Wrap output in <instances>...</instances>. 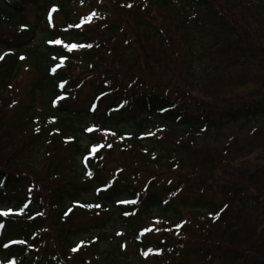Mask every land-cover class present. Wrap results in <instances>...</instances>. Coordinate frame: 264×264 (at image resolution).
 Instances as JSON below:
<instances>
[{"label": "trees", "instance_id": "trees-1", "mask_svg": "<svg viewBox=\"0 0 264 264\" xmlns=\"http://www.w3.org/2000/svg\"><path fill=\"white\" fill-rule=\"evenodd\" d=\"M0 57V264H264V0H0Z\"/></svg>", "mask_w": 264, "mask_h": 264}, {"label": "rangeland", "instance_id": "rangeland-1", "mask_svg": "<svg viewBox=\"0 0 264 264\" xmlns=\"http://www.w3.org/2000/svg\"><path fill=\"white\" fill-rule=\"evenodd\" d=\"M28 20H32V16H29L28 17ZM51 22L55 25H58L60 24L61 22V18L60 16H58L57 14H55L54 16H52V20ZM46 23H44L45 25ZM44 27V26H43ZM42 32V31H41ZM41 32L39 33L38 37H41ZM30 61L29 60H24L23 63H22V69H21V72L18 76V78L16 79L15 83H14V88H12L11 90V93H13L15 95V98H19L20 100L24 97V94H25V91H26V87L32 77V75L30 74V65H29ZM263 78H264V74H263ZM178 174V173H177ZM170 175V174H168ZM166 175V176H168ZM149 175L147 174H141V180H147ZM164 177L166 180H167V177ZM137 178V176H136ZM173 178V177H172ZM174 179V178H173ZM175 179H177L175 177ZM166 183V181L164 182ZM167 184V183H166ZM0 213H7L6 211H1ZM8 214V213H7ZM6 214V215H7ZM14 215H16V213H14ZM48 230L49 229H46L45 234H48ZM50 233H51V230H50ZM84 236L82 237H79L75 240L74 242V245H75V248L73 250H71L68 255L72 256L73 253H76L79 248L82 246V248L79 250V252L76 254V258L72 259V261L74 262V264H81V263H84V260L86 261V255H85V249H86V246L83 247V244L85 241L84 240ZM83 241V242H82ZM49 243V244H48ZM47 247V249L50 250V253H54L55 249H56V245H55V238L52 236L51 239L48 240L45 248ZM79 247V248H78ZM43 250V249H42ZM67 255V256H68ZM62 256V255H61ZM63 257V256H62ZM90 260V263L89 264H99L98 262H96L97 260H92V259H89ZM71 259H68L67 260V264H72L71 262ZM88 262V261H87Z\"/></svg>", "mask_w": 264, "mask_h": 264}, {"label": "snow or ice", "instance_id": "snow-or-ice-1", "mask_svg": "<svg viewBox=\"0 0 264 264\" xmlns=\"http://www.w3.org/2000/svg\"><path fill=\"white\" fill-rule=\"evenodd\" d=\"M88 18H85V20H87ZM80 25H77V27H79ZM54 43H57L59 44L60 41H54ZM65 47L68 49V51H71L73 50L74 48H77V47H84V45H76V44H67L65 45ZM88 47H91V45H88ZM0 59H2V57H0ZM23 59V57H22ZM55 103V102H54ZM121 203H132V204H135L136 201H122ZM90 207V206H89ZM7 213H0V215H6ZM127 214V213H126Z\"/></svg>", "mask_w": 264, "mask_h": 264}]
</instances>
